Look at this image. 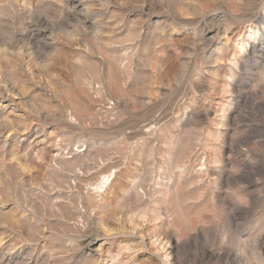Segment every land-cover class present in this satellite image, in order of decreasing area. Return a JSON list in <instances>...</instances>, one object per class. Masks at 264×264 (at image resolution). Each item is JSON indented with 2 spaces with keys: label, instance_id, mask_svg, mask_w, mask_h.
<instances>
[{
  "label": "rangeland",
  "instance_id": "1",
  "mask_svg": "<svg viewBox=\"0 0 264 264\" xmlns=\"http://www.w3.org/2000/svg\"><path fill=\"white\" fill-rule=\"evenodd\" d=\"M264 0H0V264H264Z\"/></svg>",
  "mask_w": 264,
  "mask_h": 264
},
{
  "label": "bare ground",
  "instance_id": "2",
  "mask_svg": "<svg viewBox=\"0 0 264 264\" xmlns=\"http://www.w3.org/2000/svg\"><path fill=\"white\" fill-rule=\"evenodd\" d=\"M264 20L263 19H261V22H263Z\"/></svg>",
  "mask_w": 264,
  "mask_h": 264
}]
</instances>
